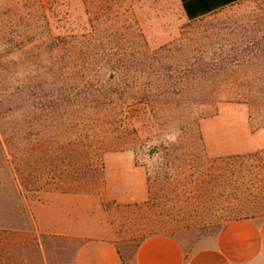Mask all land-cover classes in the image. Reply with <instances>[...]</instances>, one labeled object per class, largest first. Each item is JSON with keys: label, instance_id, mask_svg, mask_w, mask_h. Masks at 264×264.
<instances>
[{"label": "rangeland", "instance_id": "374dc122", "mask_svg": "<svg viewBox=\"0 0 264 264\" xmlns=\"http://www.w3.org/2000/svg\"><path fill=\"white\" fill-rule=\"evenodd\" d=\"M35 11L44 13L53 36L75 35L79 48L92 52L109 49L114 61L123 59L133 71L122 84L130 102L122 117L81 107L44 125L33 116L29 136H21L30 138L27 160L34 177L51 180L67 170L89 176L99 169L103 154L105 185L99 196L125 260L142 237L166 234L190 251L225 221L246 215L239 210L251 206L249 196L194 179L209 168L207 159L248 157L264 149V0H239L194 21L184 18L177 0H0V35L4 41L19 36L18 48H27L12 58L19 71L16 81L44 83L47 91L50 72L32 57L35 48H47L42 37L30 35ZM96 14L94 30L90 19ZM92 32L95 45L89 46ZM105 40L113 48L96 47ZM176 42L181 47L160 48ZM196 62L216 70L196 80ZM69 75V83L77 86L79 74ZM27 102L37 104L38 96L33 93ZM27 102L19 95L0 99V114L7 116L8 160L14 167L20 161L11 158L18 151L10 142L15 143L14 124L24 118L21 108ZM65 149H82L88 158H81V151L75 158L60 156ZM120 153L143 166L151 179L144 202L119 205L105 198L106 188L111 193L129 188L115 170V157L105 158ZM4 157L0 145V230L16 231L17 264H74L80 239L42 234L35 227L33 210L50 192L24 191L25 173L15 171L17 183ZM250 164L245 160V168ZM228 211L234 213L226 217ZM34 238L42 257L32 246Z\"/></svg>", "mask_w": 264, "mask_h": 264}, {"label": "trees", "instance_id": "16d2710c", "mask_svg": "<svg viewBox=\"0 0 264 264\" xmlns=\"http://www.w3.org/2000/svg\"><path fill=\"white\" fill-rule=\"evenodd\" d=\"M98 19V14L90 19L94 30H97L94 23H97ZM32 21L30 35L36 37V39L42 37L45 41V46L47 45V48H43L42 50L40 48H35L37 51L32 57L38 64L48 68L52 84H50L51 88L46 91L42 85L44 83L32 85L27 80L24 82L16 81L15 75L19 71H17L15 61H12V58L16 57L17 51H24L27 48H18L20 44V42H17L19 36H16L15 41L14 37L11 40L6 39L7 41H4L3 37H5V35H0V99L9 97V99L11 98L14 100L16 95H19L27 102L33 93H35L39 99V102L35 105L28 104L29 102H27L22 106L21 111L24 118L20 123L17 122L14 124L15 128L13 130L16 134L14 137L15 143H10L13 144L18 154L11 155V158L20 161V163H17V167L11 166V161L8 160L9 157L6 144L8 143L7 136L9 132L6 130L7 122H5L7 116L0 114V145L5 154V161L8 163L7 166H10V172L12 174L14 173L13 179L17 183L18 180L15 171L25 173L26 177L23 178V189L26 192L46 189L50 193H96L101 196L105 185V178L103 177L105 170L103 154L98 156L99 169L97 168V170L92 172L89 176L80 174L76 170L73 171V173L67 170L66 172L63 171L64 173L61 171L58 172L51 180H45L43 177L36 178L32 175L30 162L27 160L28 157H31L29 153L31 149L30 138L21 136V132H25L29 136V127L32 125L33 116L36 120L39 119V121L41 118L42 121L39 122V125H44L43 123L47 121L52 123L50 120L54 121L57 118L59 119L62 116L61 114L70 112L79 107H81V109H94L99 113H111L115 117H122L130 103L125 95L124 85L122 86V84H125L127 75L133 70L129 69L125 63H123V59L120 60V58H115L114 61L113 58L115 54L109 49H101L100 51L92 52L89 48H79L80 42L75 35L68 37L53 36L49 30L46 16L42 11H35ZM97 25L98 24H96V26ZM139 35L142 37V34ZM88 36H90L88 44L91 46L94 44L93 32L92 35L88 34ZM180 45L181 43L176 42L161 46L160 48L169 49L177 46L181 47ZM96 47L113 48L111 42L107 40L103 43H99ZM28 49L32 50V48ZM97 62L102 64L93 65ZM67 70H69L68 73ZM215 70L216 68L209 66L207 63L196 62L192 75L197 80L209 73H213ZM26 71L27 69H24V72ZM72 71H75L76 75L79 74V78L81 79L77 86H73V84H70L68 81L70 76L69 73ZM91 79L97 80L96 82L99 83V85H93L94 83L90 81ZM74 96L80 98V100H77V104L74 102L75 100H73ZM36 111L40 112L36 113ZM47 117L48 120H45ZM121 123L123 125L126 124L125 122ZM80 151L81 154H79L81 158H88L87 152L82 149L78 151L65 149L60 152L59 155L75 158ZM245 160L251 161L249 169L245 168ZM207 163L209 164V168L201 176L196 173L194 182L201 183L209 181L222 188L244 193L252 200L250 207L240 208L239 210V213H244L246 215L240 214V216H234L231 219L264 216V149L252 153L248 157H217L214 159H207ZM194 170L197 171L196 168H194ZM146 180L147 190L149 192L151 188V179L147 173ZM88 187L93 188L90 190L86 189ZM95 187H97V189H94ZM19 194H21L20 189ZM24 210L27 215L30 216L26 207H24ZM226 213L225 216L227 217L234 212L231 213L228 211ZM16 235V231L0 230V264H17V258L15 257L16 249L13 244V239ZM144 238L145 237H142L137 242L136 247ZM3 241H5V243ZM32 241H34L32 246L35 245L37 247V253L42 257L40 242L37 238H34ZM1 243H4L3 246ZM117 252L122 264H128L134 254L133 252L129 259L125 260L118 249Z\"/></svg>", "mask_w": 264, "mask_h": 264}, {"label": "crops", "instance_id": "0c3cea01", "mask_svg": "<svg viewBox=\"0 0 264 264\" xmlns=\"http://www.w3.org/2000/svg\"><path fill=\"white\" fill-rule=\"evenodd\" d=\"M187 20H197L239 0H177ZM126 153L115 157V170L129 188L111 193L106 200L119 205L144 202L148 197L146 172ZM105 165V164H104ZM98 194L48 193L33 210L36 229L47 235L81 240L74 264H122L113 226L106 221ZM128 264H264V216L229 219L211 237L190 251L166 234L145 237Z\"/></svg>", "mask_w": 264, "mask_h": 264}]
</instances>
